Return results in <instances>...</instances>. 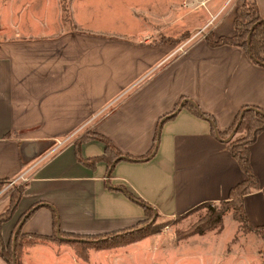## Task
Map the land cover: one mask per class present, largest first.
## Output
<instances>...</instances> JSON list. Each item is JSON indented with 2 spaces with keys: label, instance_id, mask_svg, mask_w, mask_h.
Wrapping results in <instances>:
<instances>
[{
  "label": "crops",
  "instance_id": "0c3cea01",
  "mask_svg": "<svg viewBox=\"0 0 264 264\" xmlns=\"http://www.w3.org/2000/svg\"><path fill=\"white\" fill-rule=\"evenodd\" d=\"M252 1L264 18V0ZM209 5L210 16L202 12L197 28L207 26V32L180 44L158 37L161 32L122 39L81 28L0 42V180L9 181L0 190V216L11 207L10 194L24 186L15 216L3 225L6 244L20 224L24 235L36 239L22 264H43L40 257L77 264L56 239L60 232L105 235L146 219L141 205L112 188H127L172 220L227 201L246 179L206 119L182 108L160 125L185 100L213 116L222 132L245 107L264 110V67L238 48L207 43L210 33L215 40L235 33L229 6ZM86 132L134 158L146 156L156 137L157 149L149 161L116 163L109 177L108 163L92 169L79 161L106 150L97 140L77 147L73 139ZM250 160L262 187L245 197L244 210L258 228L264 227V132L250 147ZM0 264H7L1 256Z\"/></svg>",
  "mask_w": 264,
  "mask_h": 264
},
{
  "label": "rangeland",
  "instance_id": "374dc122",
  "mask_svg": "<svg viewBox=\"0 0 264 264\" xmlns=\"http://www.w3.org/2000/svg\"><path fill=\"white\" fill-rule=\"evenodd\" d=\"M239 1L0 0V42L14 37L35 39L60 35L81 28L122 39L161 32L158 37L165 36L166 41L169 39L180 44L207 32V26L202 30L197 28L205 20L202 12L210 16L209 4L217 10L229 6L236 20ZM91 134H79L73 140L79 144L82 138ZM242 135L237 134L235 138ZM215 206L222 208L220 204ZM208 210L197 209L172 220L151 214L147 227L155 233L121 247L91 249L85 253L89 259L86 261L84 254L77 253L71 245H61L71 249L69 252L76 257L77 264H264V231L247 230L235 220L233 211L225 216L222 229L209 231L203 236L185 237L191 229L203 225ZM59 247L57 244L56 248ZM40 258L43 264H50L47 257Z\"/></svg>",
  "mask_w": 264,
  "mask_h": 264
},
{
  "label": "trees",
  "instance_id": "16d2710c",
  "mask_svg": "<svg viewBox=\"0 0 264 264\" xmlns=\"http://www.w3.org/2000/svg\"><path fill=\"white\" fill-rule=\"evenodd\" d=\"M234 27L235 34L232 37H221L218 40H215L214 35L210 33L206 37L207 43L211 47L233 46L238 48L245 52L254 64L264 67V18L260 15L258 5L255 1L252 4L248 3L247 0L239 1ZM182 108H188L191 112L203 119H206L212 124L213 135L219 141L225 143L227 151L237 161L244 175L246 176V179L243 182L238 184L230 191L228 200L219 203L222 206L221 209H218L215 206L216 204H204L198 207L197 209H209L203 225L197 229H191V231L186 234L185 237H192L195 235L203 236L209 231L222 229L224 218L231 211L234 213L235 220L247 230L257 232L264 231V227L253 228L251 226L244 210L245 197L260 191L262 187L260 180L254 173L251 165L250 147L257 141L259 135L264 132V110L255 107H245L240 112L234 125L229 130L222 132L217 129L213 116L201 111L197 104L185 100L178 105V107L171 113L170 116L163 118L160 122V125L174 118ZM232 134L244 135L237 139H230ZM92 140H97L105 144V154L102 157L91 158L87 160L79 158V161L92 169H95L96 165L100 162L108 163V175L110 177L115 164L120 161H149L156 152L158 137H156L155 145L151 151L142 158H134L129 155H124L113 145L111 140L102 135H88L80 140V143L77 145V147ZM77 153L79 152L77 151ZM8 184V180H0V190L4 189ZM112 189L122 192L131 201L141 205L145 211L146 219L133 228L105 235L83 237L60 232L56 239L61 244L71 245L75 250H77V253L84 254L85 261L89 260L88 255L85 253L91 249L105 250L111 249L113 247H121L134 243L138 240H142L145 237L155 233L154 231H151V228L147 227L151 221H148V218L151 214H155L156 216L159 214H157L148 203L135 196L127 188L120 186ZM24 193V186H21L13 191L10 194V209L0 216V256L7 264H22L21 256L23 254V250L36 244L35 238L26 236L22 233L23 225L17 230V233H15V241L13 238L8 244H6L3 238V225L11 221L15 216ZM197 209L186 215L193 213ZM37 210L38 206L33 207L24 216L22 221L24 220V222H26ZM55 216L58 218L57 215ZM139 226H142L143 228ZM43 240L45 241L47 238Z\"/></svg>",
  "mask_w": 264,
  "mask_h": 264
},
{
  "label": "built area",
  "instance_id": "2783aa9c",
  "mask_svg": "<svg viewBox=\"0 0 264 264\" xmlns=\"http://www.w3.org/2000/svg\"><path fill=\"white\" fill-rule=\"evenodd\" d=\"M12 185H13V184H12ZM52 245L57 247V245H56V243H55V242H53V243H52Z\"/></svg>",
  "mask_w": 264,
  "mask_h": 264
},
{
  "label": "water",
  "instance_id": "95a60500",
  "mask_svg": "<svg viewBox=\"0 0 264 264\" xmlns=\"http://www.w3.org/2000/svg\"><path fill=\"white\" fill-rule=\"evenodd\" d=\"M22 224L19 225L18 229L21 227ZM16 240V237L14 238V241Z\"/></svg>",
  "mask_w": 264,
  "mask_h": 264
}]
</instances>
